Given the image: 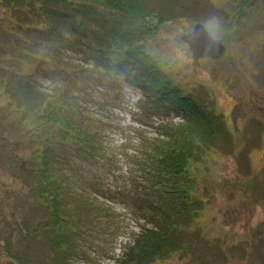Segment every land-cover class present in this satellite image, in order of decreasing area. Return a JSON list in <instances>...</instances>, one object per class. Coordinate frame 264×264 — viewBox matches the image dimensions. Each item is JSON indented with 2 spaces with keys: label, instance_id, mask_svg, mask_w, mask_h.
I'll use <instances>...</instances> for the list:
<instances>
[{
  "label": "rangeland",
  "instance_id": "374dc122",
  "mask_svg": "<svg viewBox=\"0 0 264 264\" xmlns=\"http://www.w3.org/2000/svg\"><path fill=\"white\" fill-rule=\"evenodd\" d=\"M158 2H151L156 12L145 16L152 27L149 50L172 87L193 99L212 120L222 121L215 133L225 135L216 136L210 148L198 150L193 168L197 201L192 208L197 214L183 221V239L172 237L180 251L154 264H264V0H173L155 6ZM28 24L34 27L39 22L31 19ZM198 24L227 51L222 58H201L195 66L186 41ZM17 26L13 14L1 9V43L14 46L8 48L13 49L11 55H0V149L5 150L4 156L0 154V257L8 261L3 255L7 250L18 264H54L65 244L57 248L58 239L49 242L51 228L38 225L44 222L43 207L27 194L30 174L40 170L37 152L45 133L31 124L19 105L20 92L12 89L25 80L32 82L37 96L53 102L71 99L72 108L80 107V118L102 143V152L113 155L115 166L108 170L99 161L86 163L68 150L71 166L63 172L69 175L71 189L80 194L75 200L76 224H71L79 238L73 236L66 257L71 264H116L115 257L134 248L143 225L117 198L130 183L129 169L135 168L131 154H137L142 138L156 136L159 117L141 124L139 93L124 78L113 83L114 91L104 102L100 88H106L103 83L109 76L96 69L83 48L73 45L62 24L61 37L47 43L52 44L51 51L36 44L28 47L32 41L43 42L38 29ZM46 65L64 70L67 78L56 73L43 76ZM161 117L175 129L183 122L171 114ZM35 120L41 123L39 114Z\"/></svg>",
  "mask_w": 264,
  "mask_h": 264
},
{
  "label": "trees",
  "instance_id": "16d2710c",
  "mask_svg": "<svg viewBox=\"0 0 264 264\" xmlns=\"http://www.w3.org/2000/svg\"><path fill=\"white\" fill-rule=\"evenodd\" d=\"M153 1H159L155 6L162 5L163 3L159 4L161 2H173L0 0V10L4 8L13 14L18 20L19 30L25 26L36 28L37 36L46 42L32 41L33 44L28 47L36 44L51 51L52 44L47 43L61 37L62 24L74 40L73 45L78 46L77 49L83 48L85 57L88 55L91 58L92 64L97 66L96 69L101 68L109 76L103 83L106 88H100L103 98L108 92L114 91L112 86L115 81L117 83L119 78H124L140 93L141 113L138 118L144 120L141 124L149 125V120L159 117L156 136L142 138L139 149L135 150L137 154H131L135 172L129 169L130 183L117 198L134 212V217L137 216L143 221V225L134 239V248L129 247L115 257L112 262L116 264H154L156 260L179 250L180 245L174 244L172 237L183 239L180 233L183 221L197 214L192 212V208L197 201V180L193 168L195 169L194 164L198 161V150L201 147L210 148L216 136L222 135L224 138L225 135L224 132L215 133L219 132V122L222 121L212 120L205 111L200 110L193 99L172 87V82L149 50L152 27L147 25L145 16L153 10L156 12L151 4ZM160 17L163 19L162 15ZM31 19L38 20L39 25H29ZM1 31L2 27L0 36ZM1 41L0 37V55H11L13 49L8 48L14 44ZM36 59L37 57L34 58ZM29 61L32 62L31 59ZM43 63L41 60L40 66ZM50 64L55 66L54 63ZM53 73L62 76L63 80L67 78L64 70L46 65L43 76L48 78ZM12 89L20 92L19 105L25 109V115L30 117L31 124L45 133L37 152L40 170L37 175V170L30 174L27 194L34 203L38 201L43 207L41 217L44 222L40 223L46 230L51 228L48 231L51 234L46 235L51 241H60L56 243L57 248L59 244L65 243L58 257L60 260L57 261L56 258L54 264H71L66 256L70 253L73 240L79 238L72 231L71 224H76L75 216L79 211L75 200L79 199L80 194L71 189L69 175L63 172L71 166L66 154L69 153L68 150L73 151V155L81 161H99L108 170L115 166L113 155L102 152V143L91 133L92 126L83 122L77 111L80 107L72 108L71 99L68 97L53 102L47 96H37L32 82L25 83V80H21L20 85ZM38 114L41 118L39 125L35 120ZM170 114L183 120L182 122L179 119L181 124H176L177 129L163 122L164 117L160 118ZM208 131L212 132L209 134ZM36 158L32 159L33 166L37 165ZM68 234L70 240L66 241Z\"/></svg>",
  "mask_w": 264,
  "mask_h": 264
},
{
  "label": "water",
  "instance_id": "95a60500",
  "mask_svg": "<svg viewBox=\"0 0 264 264\" xmlns=\"http://www.w3.org/2000/svg\"><path fill=\"white\" fill-rule=\"evenodd\" d=\"M186 44L193 54L194 61L196 59L195 64H197V60L201 58L209 56L219 58L224 51L220 42L214 41L201 24L194 27L191 39L187 40Z\"/></svg>",
  "mask_w": 264,
  "mask_h": 264
},
{
  "label": "flooded vegetation",
  "instance_id": "af4514ba",
  "mask_svg": "<svg viewBox=\"0 0 264 264\" xmlns=\"http://www.w3.org/2000/svg\"><path fill=\"white\" fill-rule=\"evenodd\" d=\"M5 150L4 149H0V154H2V156H4L5 154ZM11 211H13L12 209H11ZM4 255V254H3ZM0 264H8V261H6V260H2V256L0 257Z\"/></svg>",
  "mask_w": 264,
  "mask_h": 264
}]
</instances>
